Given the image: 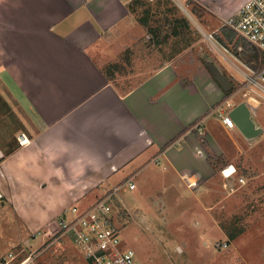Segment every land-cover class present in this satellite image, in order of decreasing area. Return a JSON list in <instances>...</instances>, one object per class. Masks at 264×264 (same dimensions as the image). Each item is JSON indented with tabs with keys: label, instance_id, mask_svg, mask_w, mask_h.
Segmentation results:
<instances>
[{
	"label": "crops",
	"instance_id": "crops-1",
	"mask_svg": "<svg viewBox=\"0 0 264 264\" xmlns=\"http://www.w3.org/2000/svg\"><path fill=\"white\" fill-rule=\"evenodd\" d=\"M245 1L188 0L219 23ZM141 2L147 3L0 0V117L9 121L0 125V260L65 209L92 204L108 186L146 182L160 159L175 203L200 207L205 218L194 226L201 237L217 234L216 170L238 168L237 159L253 148L235 140L226 148L214 138L216 130L233 138L234 128L218 116L238 97L222 92L205 61H186L194 44L167 51L148 14L137 16ZM145 46L157 47L161 60ZM211 54L229 61L221 51ZM20 134L28 145H18ZM250 138L249 144L258 137ZM261 177L240 178L246 186ZM262 223L256 228L263 230ZM249 234L246 228L229 237V245L237 251ZM235 250L231 264H250ZM258 252L264 264V245Z\"/></svg>",
	"mask_w": 264,
	"mask_h": 264
},
{
	"label": "rangeland",
	"instance_id": "rangeland-1",
	"mask_svg": "<svg viewBox=\"0 0 264 264\" xmlns=\"http://www.w3.org/2000/svg\"><path fill=\"white\" fill-rule=\"evenodd\" d=\"M156 1L138 3L140 6L137 7V16L140 17L145 10L148 11V17L152 22L150 26L156 28L161 36L165 35V44L168 45L167 51H171V46L173 45L178 48H186L194 44L185 58L186 61L191 62L192 60L197 63L199 60L201 63L205 61L212 64L218 74L225 81L231 83L232 89L229 95L238 97L232 101L236 105L235 107L242 104H239V102L246 100L242 95L244 91H242V85H240L242 79L232 63L239 67L240 65L230 55H227L229 61L216 60V58L212 57L207 47L208 43L203 37V32L206 33L205 30L208 29V33L215 31V35H222L225 39V35L220 29L221 24L211 17L203 18L205 14L194 5L190 4L189 6L193 18L187 19L188 16L176 8L169 0ZM193 7L196 10H193ZM175 21L180 23L182 21L186 28L183 29L181 24H175ZM174 28H178V37H173L175 36L172 33ZM230 35L228 38L232 37V41L229 43L232 46L230 50L231 53L233 52V56L237 53H235L236 47L239 46L244 54L240 52V54L238 53L235 56L242 63H251L253 62L252 57H255V59L258 57L255 51L252 52L245 49V42L237 39L233 34ZM157 49V47L145 46V52L148 51L149 55L158 58V61H160ZM161 50L162 48H160ZM164 52L166 51L164 50ZM3 97L0 90V111H2L1 105L4 104ZM252 104L254 112L252 113V110L250 111L247 108V120L256 131V134L251 136L258 137L256 142L249 144L248 142L251 138L236 126L231 133L233 138L222 131H215L214 138L221 140L226 148L232 147L235 143L234 140L237 143H247L248 147H253L237 159L238 168L230 167L231 165L228 167L219 165V169L216 170V185L222 191V194H218L216 200L213 201L216 204L214 218L218 226L216 229L217 234L213 232L201 237L198 229L194 226L195 219L203 216L199 212L200 207L194 204L191 208V205L187 204L191 203L190 200L184 206L183 203L180 204L178 201L175 203L173 198L174 190L168 184L169 181L166 178L165 171H163L165 165H163L161 159L158 160L155 167V172L160 173L156 175L154 172V174L149 175L146 182L136 179L134 181L135 190L126 189L117 194L120 204L116 199L114 202L118 208L117 221L121 225V239L135 251L141 264H231V259H235L233 253V247L235 250V246L234 244L229 245L228 238L237 236L240 232H244L246 228L250 231V234L245 239L242 238V240L237 241V251H235L241 257H246L250 264H261L258 250L261 245H264V229L256 227L263 226L262 222H264V208H262L264 207V177L257 178L251 182H248L247 178L249 174L255 177L260 173H264V104ZM0 116H2V113H0ZM6 121L9 122L0 117L1 126ZM211 124L212 122L208 123L209 130ZM234 168L237 179L244 177L245 180H248L246 186L240 185L238 181H235V183L233 181L223 183L222 171L226 170L225 173L228 172L229 175ZM108 187L107 189L111 188L110 186ZM230 189H233V191H230ZM203 218L205 217L203 216ZM53 221L42 227V229L48 227ZM39 230L41 229L36 230V232ZM41 243H43V239L40 236H36L35 239L30 240L31 249H36ZM16 245L22 246L20 243ZM237 261L235 260L234 264H240ZM38 264L88 263L71 242L64 239L43 253L38 258Z\"/></svg>",
	"mask_w": 264,
	"mask_h": 264
},
{
	"label": "built area",
	"instance_id": "built-area-1",
	"mask_svg": "<svg viewBox=\"0 0 264 264\" xmlns=\"http://www.w3.org/2000/svg\"><path fill=\"white\" fill-rule=\"evenodd\" d=\"M131 1L134 0H128V2ZM144 1L152 3L155 0ZM169 1L187 15V19L192 17L188 0ZM220 24L221 28L228 29L237 39L248 44L257 53L256 59L255 57L251 58L253 62L242 63L235 55L233 56V52L231 53L232 46L230 44L226 42V45H222L216 40L215 31L204 33L203 37L208 43L207 47L211 53L221 51L225 55L232 56L240 65L239 67L232 63L242 79L240 84L244 91L242 95L248 106L243 104L247 108L250 107L253 113L252 103L264 104V0L245 1L233 15L221 21ZM236 52L240 54L243 52L242 48L237 46ZM228 108L229 105L226 109L229 110ZM231 110L223 111L218 116L221 124L228 129L235 127V123L230 117ZM220 111L222 110L220 109ZM16 141L21 147L30 142L24 134H20ZM226 170L222 171V175L226 179L236 173L234 168L229 175H225ZM238 183L243 185L245 182L243 178H240ZM126 189L134 190L135 184L130 180L119 183L85 208L81 209L74 205L65 209L48 227L31 234L22 246L13 247L0 260V264H38V258L43 253L64 239L71 242L88 264H141L135 251L127 246L120 236L121 225L117 221L118 208L114 201L116 199L119 203L117 194ZM36 236H40L43 243L36 249H31L30 240L35 239Z\"/></svg>",
	"mask_w": 264,
	"mask_h": 264
},
{
	"label": "water",
	"instance_id": "water-1",
	"mask_svg": "<svg viewBox=\"0 0 264 264\" xmlns=\"http://www.w3.org/2000/svg\"><path fill=\"white\" fill-rule=\"evenodd\" d=\"M205 67L212 76L214 82L222 91H229L232 89L231 83L225 81V79L218 74L217 70L212 64L205 63ZM247 113V107L242 103L232 109V111L230 112V117L233 119L235 126L240 131L245 133L247 136L251 137L256 134V131L254 130L250 122L247 120Z\"/></svg>",
	"mask_w": 264,
	"mask_h": 264
},
{
	"label": "trees",
	"instance_id": "trees-1",
	"mask_svg": "<svg viewBox=\"0 0 264 264\" xmlns=\"http://www.w3.org/2000/svg\"><path fill=\"white\" fill-rule=\"evenodd\" d=\"M157 2V1H156ZM189 3V2H188ZM130 10H133V7H130ZM193 10H196V8L195 7H193ZM201 12V11H200ZM144 14H148V11L147 10H145L144 11ZM145 15V16H146ZM139 21H140V23L142 24V25H146V19H144L143 17L141 18V19H139ZM183 22L181 21V23L180 22H178V21H175V24H181V27H183V29H185L186 27H185V25L184 24H182ZM221 32L223 33V35H225V39L223 38V36L221 35V36H218V35H215V37H216V39L218 40V42H220L222 45H226V41H228L227 42V44H230L229 42H231L232 41V37L231 38H228V36L230 35V34H232L228 29H225V28H221ZM175 36L178 34L177 33V29H173V32H172ZM231 36V35H230ZM228 39V40H227ZM245 49L246 50H251L252 52H253V49L248 45V44H246V46H245ZM235 53H236V51H235ZM236 54H238V53H236ZM235 54V55H236ZM242 54H244V52L242 53ZM204 64H205V62H204ZM222 92H224L226 95H229V92H230V90L229 91H222ZM196 135L198 136V137H200L197 133H196ZM230 238H233V236H230Z\"/></svg>",
	"mask_w": 264,
	"mask_h": 264
},
{
	"label": "snow or ice",
	"instance_id": "snow-or-ice-1",
	"mask_svg": "<svg viewBox=\"0 0 264 264\" xmlns=\"http://www.w3.org/2000/svg\"><path fill=\"white\" fill-rule=\"evenodd\" d=\"M229 171H231V170H229ZM225 175H228V172H226Z\"/></svg>",
	"mask_w": 264,
	"mask_h": 264
}]
</instances>
